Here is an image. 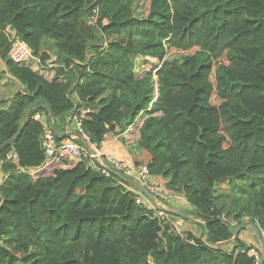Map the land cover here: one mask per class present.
I'll return each instance as SVG.
<instances>
[{"label": "trees", "instance_id": "trees-1", "mask_svg": "<svg viewBox=\"0 0 264 264\" xmlns=\"http://www.w3.org/2000/svg\"><path fill=\"white\" fill-rule=\"evenodd\" d=\"M146 1L143 16L138 0H0L1 73L21 87L0 112V264H254L255 247L221 220L252 222L264 239V0ZM11 38L38 63L15 64ZM171 50L182 57L167 60ZM138 57L158 61L156 80L137 76ZM85 110L97 151L139 117L143 164L185 200L189 220H160L137 189L87 160L45 166L44 128L63 133ZM234 179L242 183L224 212L231 194L217 185ZM177 219L199 220L200 234L174 231Z\"/></svg>", "mask_w": 264, "mask_h": 264}, {"label": "built area", "instance_id": "built-area-1", "mask_svg": "<svg viewBox=\"0 0 264 264\" xmlns=\"http://www.w3.org/2000/svg\"><path fill=\"white\" fill-rule=\"evenodd\" d=\"M9 42L10 50L8 56L15 64L26 65L27 63L32 61H36L38 63V60L32 56L31 51L23 42H21L17 38H11L9 39ZM138 58L139 59H135L136 63L141 62L140 57ZM154 80H156V77ZM156 94L157 92H155V95ZM89 111L90 110H85L80 111V113L74 114L70 119L71 122L66 128V132L70 131V126L72 123L74 131H77L79 135L84 137V139L89 142V137L83 133L81 127L82 116L86 113H89ZM34 120L41 121L43 120V118L37 115L34 117ZM41 147L46 158L45 166H48L58 160L64 161L70 166H74L87 160L88 167L90 169L97 170L101 174L109 176V168L105 165L107 161L111 165L112 169L134 178L155 198V202H151L140 192L141 194L136 200L138 204H143L149 210H153L155 215L160 220H169L168 213H166L167 205L171 201H173L176 196H172L163 192L160 186L152 181V178L149 175V170L145 165H140L137 168H133V164L129 161L120 160L110 156H105L104 160L102 153L97 150V158H95L88 152L85 147L79 145L75 141L74 137L71 139H63L61 141H57L53 130L47 127H45L43 131ZM7 160L17 161V155L12 152L7 155ZM181 224L182 221L178 222L175 220H170V226L176 232L180 233ZM262 235H264V233ZM246 254L248 257H252L254 259V264H259L260 254L255 248H250L246 252Z\"/></svg>", "mask_w": 264, "mask_h": 264}, {"label": "rangeland", "instance_id": "rangeland-1", "mask_svg": "<svg viewBox=\"0 0 264 264\" xmlns=\"http://www.w3.org/2000/svg\"><path fill=\"white\" fill-rule=\"evenodd\" d=\"M136 9H137V14L146 16L147 9H148L147 1L146 0H138V5H137ZM182 55L183 54L180 53L179 51L171 50L166 55V59L167 60L180 59L182 57ZM140 61H141L140 63L135 64V68H136V65H137V68L135 69V73H137V76H142V72L146 73L147 71L151 70L153 72V80H154L155 77H156L155 76V73H156L155 71L157 70V67H158V65H157L158 61L156 59H150V58L149 59L140 58ZM27 64L30 67L33 66L32 62H29ZM1 71H2V66L0 65V112L5 113L7 111V109H8V107H9V105H10V103H11L13 97H14V95L16 93H18V91H20L21 87L16 82H14V81L6 78L5 76H3ZM212 104L218 105L219 101H217V99L214 97L212 99ZM138 118H137V121L132 126H130L128 128L129 130L127 129V131H128L127 133L130 136L129 140L132 142V144L134 143L133 145L135 146L136 149H137V147L135 145V139H136V137L138 135V124L140 122V120ZM70 130L71 131L74 130L73 127H72V124L70 126ZM140 165L143 166L144 164L140 163ZM241 183H242V181L240 179H234L233 181H226V182H223L221 185H217L218 191H225L228 194L229 193L231 194L230 197H227V199L223 202V211L224 212H228L229 210H232V208H233V201H232L233 195H234V192L235 193L239 192ZM230 184L234 185V186H232L230 188V190L231 189L232 190L231 191L226 190V188L229 187ZM216 194H218V193H216ZM174 205H176V207H177V208H174V210H177L179 213L186 214V213H189L191 211V209L188 208V207L181 208L179 206V204H177V203H175ZM175 221L181 222L182 220L180 221L179 219H177ZM197 221H198L197 223H195L194 221H182L181 228H180L181 233L184 232V231H192V232L196 233L197 235H199L200 234V227L198 226L199 225L198 223H200V221L199 220H197ZM240 239L243 240V241L246 240L244 242L249 241L250 243L251 242L253 243V239H254V241L256 242L255 243V245H256L255 249L259 252L258 249L260 247L257 244L258 241L256 240V238L253 237L251 231L248 228L242 230V232L240 234ZM233 245H234V241H231V242L225 243L223 245V247H227L228 246V248H230V246L233 247ZM262 249L264 250L263 247H262Z\"/></svg>", "mask_w": 264, "mask_h": 264}, {"label": "water", "instance_id": "water-1", "mask_svg": "<svg viewBox=\"0 0 264 264\" xmlns=\"http://www.w3.org/2000/svg\"><path fill=\"white\" fill-rule=\"evenodd\" d=\"M69 62V60H68ZM44 101L42 100H39L35 103L36 104H43ZM131 122V117H129L126 121L122 122V126L125 127L127 125H129ZM70 123V121H69ZM23 129V126L21 127V129L19 130V132L17 133V135L15 137H13L10 141L8 142H13L15 140V138L20 134L21 130ZM53 132H54V135L55 137L57 138L58 141H61L63 139H71V138H75V139H78L83 145L84 147L88 150V152L95 158H97V152L96 150L94 149V147L84 139V137H82L81 135H75V134H72L71 132H63V133H59V131L57 130L55 124L53 123ZM109 172L114 176L116 177L117 179H119L122 183L126 184V185H129L135 189H137L139 192H141L145 197H147L151 202H155V198L152 194H150L142 185H140L139 183L133 181V180H129L125 177H123L118 171H114V170H111L109 169ZM166 213H169L171 215H174L178 218H181V219H185V220H189L190 217L187 215V214H182V213H179L178 211H173V210H167L166 209ZM222 223L227 226L228 230L230 233L233 234V236H236L238 235L242 230L244 229H247L250 227V229H252V231H254L256 237H258L260 243H261V246L264 248V239L263 237L260 236V233L258 231V229L256 228V226L252 223V222H245V223H242L240 225H238L236 228H233L229 225H227L224 221V219L221 220ZM202 242L205 244V245H208L205 241V238L202 239Z\"/></svg>", "mask_w": 264, "mask_h": 264}, {"label": "crops", "instance_id": "crops-1", "mask_svg": "<svg viewBox=\"0 0 264 264\" xmlns=\"http://www.w3.org/2000/svg\"><path fill=\"white\" fill-rule=\"evenodd\" d=\"M8 109H9V107H8ZM69 132H72V131H69ZM126 135H127V132L125 134L123 133V134L117 135L115 137H107L99 152L102 153L104 160H105V156L115 157V158L120 159V160L129 161L132 164L136 165V166L133 165V168H137V167H139L140 163L141 164L143 163V157H142L140 151L137 150L135 148V146L133 145L134 143L132 144V142L130 143V142L126 141V138H125ZM135 145H136V142H135ZM105 165L108 168H112L111 165L107 161H106ZM1 179H2V177L0 174V181H1ZM175 203L179 204V206L181 208H185V207L189 208L188 204L185 202V200L182 197L176 196V198L168 204L167 210L177 211V210H174V208H177L176 205H174ZM194 222L196 223V221H194ZM244 241H246V240H244ZM258 242L260 243L259 239H258ZM225 243L226 242L221 243V244L224 245ZM246 243L253 245L254 247L256 246L255 245L256 242L254 241V239H253V243L252 242L250 243L249 241H247ZM231 248H233V247H231V246H230V248H228V246L223 247V249L225 251H230Z\"/></svg>", "mask_w": 264, "mask_h": 264}, {"label": "clouds", "instance_id": "clouds-1", "mask_svg": "<svg viewBox=\"0 0 264 264\" xmlns=\"http://www.w3.org/2000/svg\"><path fill=\"white\" fill-rule=\"evenodd\" d=\"M69 121H70V119H69ZM70 122H71V121H70ZM69 124H70V123L68 122V126H69ZM68 126H67V127H68ZM67 127H66V128H67ZM129 127H130V126H129ZM66 128H65V132H66ZM52 130H53V129H52ZM128 130H129V129H128ZM70 131H71V130H70ZM127 132H128V131H127ZM92 146H93V145H92ZM83 147H84V146H83ZM93 147H94V146H93ZM94 149H95V147H94ZM95 150H96V149H95ZM130 163H131V162H130ZM133 165H134V164H133ZM134 166H136V165H134ZM139 166H140V165H139ZM109 169L114 170V169H112V168H109ZM114 171H115V170H114ZM119 173H120V172H119ZM120 174H121V173H120ZM135 182H137V181H135ZM137 183H138V182H137Z\"/></svg>", "mask_w": 264, "mask_h": 264}]
</instances>
